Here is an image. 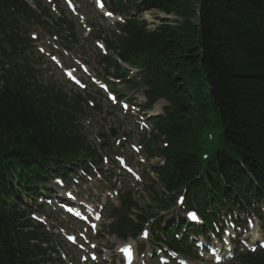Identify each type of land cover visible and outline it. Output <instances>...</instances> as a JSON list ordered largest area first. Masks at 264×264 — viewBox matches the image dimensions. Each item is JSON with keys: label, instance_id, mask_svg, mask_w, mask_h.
Masks as SVG:
<instances>
[{"label": "trees", "instance_id": "trees-1", "mask_svg": "<svg viewBox=\"0 0 264 264\" xmlns=\"http://www.w3.org/2000/svg\"><path fill=\"white\" fill-rule=\"evenodd\" d=\"M16 1L0 0V6H6L0 11V200L1 192L18 198L16 184L32 196L30 181L41 161L77 150L97 153L86 136L68 135L46 107L18 88L15 75L8 76L1 23L6 4ZM187 2L143 0L144 9L176 13L183 23L163 24L154 32L134 23L126 29L130 35L126 43L110 45L124 60L153 68L154 93L176 103V114L162 120L159 128L172 145L170 162L159 175L168 194L183 186L192 191L203 187L197 177L202 165L200 135L207 127L222 126L221 147L212 160L230 187L238 188L247 180L238 161L255 170L258 162H264V0H201L198 27L191 22L194 10ZM79 98L67 100V106L75 108ZM14 161L19 163V175ZM213 189L214 194L208 190L206 198L217 202ZM16 215L15 209L8 215L0 211V264L31 263L32 253L22 247L30 236L18 231L16 219L11 220ZM37 239L43 240L40 235ZM252 261L262 264L256 258Z\"/></svg>", "mask_w": 264, "mask_h": 264}, {"label": "rangeland", "instance_id": "rangeland-1", "mask_svg": "<svg viewBox=\"0 0 264 264\" xmlns=\"http://www.w3.org/2000/svg\"><path fill=\"white\" fill-rule=\"evenodd\" d=\"M42 1V0H41ZM79 1V3H81V5H82V9H83V14L87 17V19L90 21V22H93V24L96 26H100L102 29H103V31H105L106 33H107V35L109 36V37H111V32H114L116 29H115V27L114 26H110V28H109V24L108 23H103L102 21H101V19L99 18V16H100V14L94 9V8H92V4H90L89 3V0H84V2L83 1H81V0H78ZM188 3V2H187ZM191 4V8H192V10H195V4H194V2H191L190 3ZM187 10H188V14H191V12H190V6H189V4H187ZM186 14H187V11H186ZM186 15V17L185 18H188V17H190L189 15ZM66 16H70L69 14L68 15H66ZM159 16H160V14L158 13V12H155V11H153V12H151V13H149V14H146V15H144V18H148V21H149V23L151 24L150 25V28L151 29H153L154 27H156V25L158 24V18H159ZM73 18V17H72ZM71 19V18H70ZM74 19V18H73ZM72 20V19H71ZM75 20V25H77V26H80L79 25V22L76 20V19H74ZM39 33H42L41 31L39 32ZM42 36L44 37L43 38V41L44 42H46V39H45V35L44 34H42ZM42 38V37H41ZM89 48H91V46L89 45L88 46ZM56 75H57V77H55L53 80H54V82H56L57 83V85L59 86V87H63V84H62V76H61V74L59 73V72H57V73H55ZM124 88V87H123ZM62 89V88H61ZM66 90L65 91H71V90H73L72 88H70L69 86H68V88H65ZM64 91V92H65ZM70 94H71V92H70ZM94 122H95V119H93V124H94ZM97 125H99V123L97 124ZM95 129H97V126H95ZM95 132H97V131H95ZM144 197V199L143 200H141L142 198ZM137 199L139 200V202H140V205H143V204H146V203H149V204H151V199H149L148 198V195H147V192H143V193H140V195L137 197Z\"/></svg>", "mask_w": 264, "mask_h": 264}, {"label": "snow or ice", "instance_id": "snow-or-ice-1", "mask_svg": "<svg viewBox=\"0 0 264 264\" xmlns=\"http://www.w3.org/2000/svg\"><path fill=\"white\" fill-rule=\"evenodd\" d=\"M71 2V0H69V3ZM97 3L100 5V7L101 8H103V4H102V2H101V0H97ZM107 15H109V16H111L112 15V13H106ZM189 216H190V218L192 219V220H197L198 219V217L196 216V214L193 212V213H190L189 214ZM145 235H147V233H145ZM262 246H264V245H262ZM124 251H126V252H128L129 254H130V248H128V249H124ZM253 251H255V248H253ZM93 258H95V257H93Z\"/></svg>", "mask_w": 264, "mask_h": 264}, {"label": "bare ground", "instance_id": "bare-ground-1", "mask_svg": "<svg viewBox=\"0 0 264 264\" xmlns=\"http://www.w3.org/2000/svg\"><path fill=\"white\" fill-rule=\"evenodd\" d=\"M168 222H171V219Z\"/></svg>", "mask_w": 264, "mask_h": 264}]
</instances>
